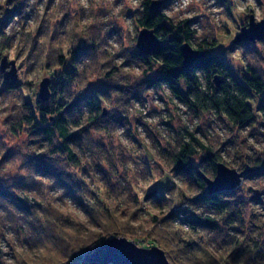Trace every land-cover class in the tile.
Returning <instances> with one entry per match:
<instances>
[{
	"label": "rangeland",
	"instance_id": "1",
	"mask_svg": "<svg viewBox=\"0 0 264 264\" xmlns=\"http://www.w3.org/2000/svg\"><path fill=\"white\" fill-rule=\"evenodd\" d=\"M142 1L0 0V60L12 61L16 72L13 86L4 84L0 72L4 264L39 261L44 251L38 242H49L44 231H50L42 220L79 247L77 256L84 260L94 246L90 239L119 236L139 247L170 250L175 261L186 264H264V121L257 111L264 94L253 95L255 122L240 129L217 114L201 109L195 114L163 85L150 87L157 67L148 72L135 57ZM151 1L162 3L168 26L186 20L194 31L191 46L221 57L228 78L243 85L254 70L264 82V39L234 43L250 15L264 18V0ZM62 60L75 79L62 87V100L72 105L94 95L102 111L104 129L82 133L79 165L40 147L25 125L18 126L25 103H49L38 98L39 83L43 78L56 83ZM201 83L205 87V79ZM191 136L244 174L227 197L236 206L229 226H187L201 211L190 203L197 192L170 156ZM204 156L199 150L191 162L198 166ZM44 167L47 176L37 171ZM188 242L197 244L195 257L181 250ZM68 251L47 249L44 264H78Z\"/></svg>",
	"mask_w": 264,
	"mask_h": 264
},
{
	"label": "trees",
	"instance_id": "2",
	"mask_svg": "<svg viewBox=\"0 0 264 264\" xmlns=\"http://www.w3.org/2000/svg\"><path fill=\"white\" fill-rule=\"evenodd\" d=\"M150 4L151 0L141 2L137 22L141 28L153 29L162 40V46L147 55H142L139 51L135 54V57L144 63L146 71L151 72L157 67L158 74L147 81L148 85L152 88L165 86L174 98L191 107L195 114H199L200 109L205 110L224 117L227 122L240 129L253 124L255 115L249 101L253 95L264 94V82L257 73L250 70V76L244 78L242 85L234 77L228 78L226 76L227 70L221 57L209 53L201 47L197 50L203 52L204 57L195 64L184 67L180 46L184 42L190 43L194 31L186 26V20L177 26H168L163 9L151 8ZM64 66L65 61L62 60L60 67L63 68ZM216 76H219V86L214 82ZM202 79H205V87L201 83ZM74 80L73 75L64 67L56 74V83L59 85L60 92L54 95L56 83L53 82L49 86L50 100H47L49 103L42 105L39 100L33 104L31 102L25 103L26 112L21 115L18 126L21 128L25 125L27 134L34 142L39 145L41 143L40 147H50L52 152L65 155L71 163L79 165L77 149L82 145V133L88 131L90 127L102 130L104 126L100 125L103 121L102 111L96 96L88 94L80 96L72 105L62 100L64 99L61 96L62 87L71 85ZM57 97L59 98L54 100ZM257 111L264 121V98L258 104ZM199 150L205 151V156L199 160L198 166H194L191 158L198 154ZM170 161L175 165L173 168L181 174L184 181L192 185L197 192V195L190 199V203L197 204L201 211L195 218L186 220L189 229L212 230L218 229L219 222L226 226L234 223L232 218L235 216L236 206L233 201L227 199L230 192L208 194L202 179V174L214 176L216 164L221 162L215 152H210L202 143L191 136L190 140L178 143L177 148L171 153ZM37 171L45 176L50 173L47 167ZM0 193L3 194V191L0 190ZM150 195L152 198L155 197L154 192ZM42 223L50 228L48 234L44 231L49 242H38L42 244L41 248L44 255L38 259L36 264L46 263L47 258L44 257L48 254L47 249L52 253L69 250L67 257H71L72 261L76 260L78 264H87L83 258L77 256L79 247L68 242L54 225H47L45 220H42ZM90 241H92L90 245H94L92 251L103 242L98 238L90 239ZM97 241L98 243H96ZM234 244L238 247L239 241H234ZM63 245L66 246L62 247ZM196 246L197 244L188 242L182 245L181 250L185 255L193 254L194 256ZM164 252L170 264H186V261H175L170 250ZM0 264H4L1 260V252Z\"/></svg>",
	"mask_w": 264,
	"mask_h": 264
},
{
	"label": "water",
	"instance_id": "3",
	"mask_svg": "<svg viewBox=\"0 0 264 264\" xmlns=\"http://www.w3.org/2000/svg\"><path fill=\"white\" fill-rule=\"evenodd\" d=\"M161 2L151 1L150 7H160ZM264 39V18L259 21L254 20L250 15L248 25L240 29L234 43L255 42ZM162 46V40L156 35L153 29L143 27L138 31L136 37V49L142 54L147 55ZM181 56L184 67L195 64L204 57V53L193 48L190 43L184 42L180 46ZM10 66L8 70L7 67ZM0 72L3 82L8 86H13L16 81V72L12 61H8L4 56L0 60ZM214 82L219 86V76ZM50 81L43 78L38 87V98L47 101L50 98ZM243 172H238L234 168L228 167L223 162L216 164L214 176L208 177L202 174L205 182V190L208 194L231 192L238 187L243 178ZM87 264H170L165 252L157 246L148 248L139 247L133 241L125 237H110L103 241L91 253L85 256Z\"/></svg>",
	"mask_w": 264,
	"mask_h": 264
}]
</instances>
